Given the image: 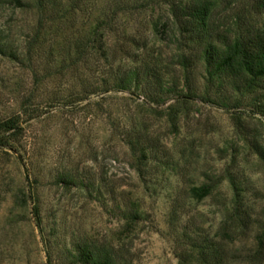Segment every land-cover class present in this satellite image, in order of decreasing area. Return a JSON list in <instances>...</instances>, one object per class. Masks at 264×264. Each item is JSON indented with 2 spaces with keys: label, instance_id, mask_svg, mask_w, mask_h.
I'll return each mask as SVG.
<instances>
[{
  "label": "rangeland",
  "instance_id": "rangeland-1",
  "mask_svg": "<svg viewBox=\"0 0 264 264\" xmlns=\"http://www.w3.org/2000/svg\"><path fill=\"white\" fill-rule=\"evenodd\" d=\"M193 1L46 0L40 12L36 0H0V120L18 123L15 152L0 148V264H72L83 241L114 264H264V79L207 82L199 62L187 74L208 99L153 104L109 89L134 66L181 74L190 52L170 9ZM205 1L213 32L263 21L257 0ZM136 136L153 145L146 157ZM205 175L213 188L196 199Z\"/></svg>",
  "mask_w": 264,
  "mask_h": 264
},
{
  "label": "trees",
  "instance_id": "trees-1",
  "mask_svg": "<svg viewBox=\"0 0 264 264\" xmlns=\"http://www.w3.org/2000/svg\"><path fill=\"white\" fill-rule=\"evenodd\" d=\"M37 7L43 12L46 0H36ZM45 4V5H44ZM208 1L197 0L192 3L181 5L172 3L170 12L176 24L180 36V42L187 46L189 54L181 53L177 58V64L182 68L181 74L165 81L161 74L148 65H139L126 69L122 73H116L112 85L109 89L115 91L139 90L143 99L147 103L160 104L170 96L176 98H188L191 100L209 98L208 89L198 91L195 86L190 85L192 77L187 74L188 68L202 62L207 76V82H224L225 78L234 79V84L250 85L254 81L264 79V0H257L253 8L258 11L263 21L260 28L255 32H242L235 37H229L226 30L223 33L213 32L210 5ZM196 44L197 49L191 46ZM85 43L76 41L73 44V52L79 56L83 51ZM5 52V45L0 42V53ZM192 52V53H191ZM181 82V87L180 86ZM212 83H210L211 85ZM183 87L185 89H183ZM107 89V90H109ZM185 90V91H184ZM106 91V90H104ZM95 92V91H93ZM200 94H203L201 97ZM224 100V98H222ZM257 104V113L264 118V88ZM18 132V123L15 118L0 120V148L15 152V147L11 144L13 137ZM129 145L133 150H137L142 156L146 151H150V139L140 136L129 139ZM257 152L262 154V149L254 145ZM206 181L190 189L192 197L202 199L209 195L213 188V178L204 176ZM74 177L68 173L61 174L60 182L70 185ZM217 176L215 182L217 183ZM235 194L238 196V184L231 178ZM122 214L124 210L118 209ZM72 264H114L113 255L104 247H95L88 242H78L69 253Z\"/></svg>",
  "mask_w": 264,
  "mask_h": 264
}]
</instances>
